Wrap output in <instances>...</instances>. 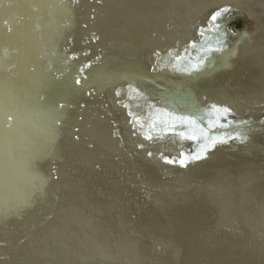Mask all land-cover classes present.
<instances>
[{
    "label": "bare ground",
    "instance_id": "6f19581e",
    "mask_svg": "<svg viewBox=\"0 0 264 264\" xmlns=\"http://www.w3.org/2000/svg\"><path fill=\"white\" fill-rule=\"evenodd\" d=\"M224 7L250 35L208 52ZM4 19L0 264H264V153L204 145L213 105L264 109V0H0Z\"/></svg>",
    "mask_w": 264,
    "mask_h": 264
},
{
    "label": "water",
    "instance_id": "95a60500",
    "mask_svg": "<svg viewBox=\"0 0 264 264\" xmlns=\"http://www.w3.org/2000/svg\"><path fill=\"white\" fill-rule=\"evenodd\" d=\"M227 8H230V7H227ZM221 9H216L213 11L211 10L206 14L207 17H210L209 22L212 21L211 20L212 15H214L217 11H220ZM232 9H234V11L231 14L232 17L228 19L227 26L230 29L235 28L234 29L235 31H239V29L242 28L244 25L245 12H242L238 10L237 8H232ZM213 23H218V21L217 22L212 21L211 26L210 24L205 25L206 27L203 30L204 34L200 35L201 36L200 43H202L204 49L208 52L216 51V49L221 48V44L217 40V34L212 28ZM227 39H228V44L226 45V48L222 51L227 50L229 47L237 43L238 40H240V38L232 37V36H229V38ZM227 120H235L237 127L235 129L233 127H222L221 125L226 124ZM227 120H225L223 123L219 122L217 129L216 128L213 129L212 127L209 130V133L207 134L204 140V145L206 147H208L210 150H213V147H219L218 145H229V144L232 145L233 143L235 144L241 143L238 140L236 141L229 140L227 143L217 142L215 145H212V140L215 139L217 141H220L222 139H225L228 134L235 136L237 134V131H239L241 136H243L244 134H247L248 136L247 141L243 142L245 143V145H249L251 149H257V151L264 153V123H261L262 121H264V109L263 110H247L242 115L237 116L235 118L227 117ZM240 120H249L252 123L249 126L241 127L239 126ZM156 249H159V245L156 247Z\"/></svg>",
    "mask_w": 264,
    "mask_h": 264
},
{
    "label": "snow or ice",
    "instance_id": "6c2138e0",
    "mask_svg": "<svg viewBox=\"0 0 264 264\" xmlns=\"http://www.w3.org/2000/svg\"><path fill=\"white\" fill-rule=\"evenodd\" d=\"M234 11V9L232 8H223L220 11H217L214 15H212L211 20L213 22H217L218 23H213L212 28L214 29L215 33L217 34V40L218 42L221 44V48L216 49V51H222L226 48V45L228 44V39L229 36L232 37H237V38H247L250 33L248 32L247 28L245 27L242 31H230V28L227 26L228 23V19L232 17V12ZM9 25V21L4 19V20H0V40H3L6 36H8L13 29L11 27L8 26ZM204 33L201 32V35H203ZM93 38L94 39H99V37H97L95 35V33H93ZM229 51H231L230 49H228ZM88 65H84V68H87ZM84 68L81 69V71L84 70ZM77 83H79V80H77ZM117 95H120V93L118 92ZM213 110L216 112H220L225 120H227V117L229 115H233L232 110L229 107H225L223 109L217 108L216 105L212 106ZM12 117L11 115H7L6 117H4V121L7 120H11ZM4 121H0V122H4ZM194 123V122H193ZM252 122L249 120H240L239 121V126L241 127H245V126H249ZM261 123H264V121H262ZM222 127H233L234 129L237 127L236 125V121L235 120H227V123L224 125H221ZM8 128H11V125L8 124L7 125ZM181 135H183V133H180ZM146 139H152V137L146 136ZM191 138V137H190ZM76 139L78 140L79 137L77 136ZM248 136L247 134H244L243 136H241L240 132L237 131V134L235 136H232L231 134H228L227 137L225 139H222L220 141L217 140H212V145H215L217 142L220 143H227L229 140H233V141H240L241 143L247 141ZM203 147V146H202ZM205 151H202L200 153L194 154L186 159H180V160H175V159H167L165 158V162L172 164V163H179L181 166H186L188 163L191 162H195L198 160H201L205 157ZM149 155H151V153H149ZM51 179V178H50ZM47 181H42V185H46ZM15 215V214H14ZM48 219L51 220L53 219L52 216H48ZM3 220V213H0V221ZM0 259H2V257H0Z\"/></svg>",
    "mask_w": 264,
    "mask_h": 264
},
{
    "label": "clouds",
    "instance_id": "9594fccd",
    "mask_svg": "<svg viewBox=\"0 0 264 264\" xmlns=\"http://www.w3.org/2000/svg\"><path fill=\"white\" fill-rule=\"evenodd\" d=\"M230 31H235L234 29H230Z\"/></svg>",
    "mask_w": 264,
    "mask_h": 264
}]
</instances>
